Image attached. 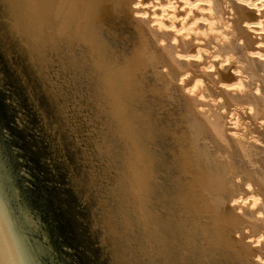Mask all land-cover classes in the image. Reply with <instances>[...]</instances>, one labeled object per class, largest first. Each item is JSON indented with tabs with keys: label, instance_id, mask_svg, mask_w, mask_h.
Returning a JSON list of instances; mask_svg holds the SVG:
<instances>
[{
	"label": "bare ground",
	"instance_id": "obj_1",
	"mask_svg": "<svg viewBox=\"0 0 264 264\" xmlns=\"http://www.w3.org/2000/svg\"><path fill=\"white\" fill-rule=\"evenodd\" d=\"M1 2L39 79L18 75L24 93L68 156L40 161L67 165L112 261L160 264L152 232L203 264L264 261V0Z\"/></svg>",
	"mask_w": 264,
	"mask_h": 264
},
{
	"label": "rangeland",
	"instance_id": "obj_2",
	"mask_svg": "<svg viewBox=\"0 0 264 264\" xmlns=\"http://www.w3.org/2000/svg\"><path fill=\"white\" fill-rule=\"evenodd\" d=\"M1 32L3 34L4 29H2ZM15 48H16V50H17V48H20V51L19 52L18 51L17 52H14V51L9 52L10 50L8 48L7 49L8 54H7V53H2L0 50V52H1L0 53V72H1L2 78H4V79L0 78L1 79L0 80V89L4 93V96H5L4 101H6L8 104H10L13 108H16L15 114L17 116L15 118L16 119L15 121H17V124L21 128V130H23L25 132V138L30 143V145L32 144L31 143V141H32L31 137H33V139L37 140L36 145H37V148L40 150V153H41L40 157H42V155H44V154L46 156L48 155L49 156L48 158L52 157L53 158L52 160L57 161V165H59L58 159H61V158L64 159V157L66 158L67 155L64 156V154H63L60 158L56 159L59 152L57 149L58 145H56V141H55L56 136L53 132L54 130L50 127L49 124H47L45 126V129H43L41 127V123H40L39 118H37V116H36L37 114H35L37 112L34 110V108H31L32 102H30L27 99L28 95H25L24 89L22 86V85H24V83L19 78L20 74L23 75L25 78V79H23L25 81V83L28 85L30 84V80L28 77L29 73H31L30 67L28 65V64H30V61L28 60V57H27V52L25 50L26 48H23L21 41ZM19 55L21 57H19ZM9 57H10V59H9ZM25 70H27L28 73ZM30 85H29V87H30ZM4 115H5V117L8 118L7 114H4ZM8 123L11 124V122H8ZM23 124L26 126L25 128H24ZM32 125H34L35 127L32 128L31 127ZM9 127L10 126L8 124L6 125L5 120L2 118V111L0 110V128L2 130V131H0L1 137L5 141H7L8 145L11 146L12 151L14 153H17V158L20 160V164H18L19 161H17V163H16V160H14V163L11 161V164L19 167V168H16V167H14V168L17 171H20V173L17 172L18 176L23 177V179H24L23 183L26 184L25 186H27V188L29 187V191H27L28 192L27 197H29L28 200L30 201L29 206L33 209L40 211L39 213L42 216L41 218L43 219L44 223L47 225L49 220L52 221V219H51L52 214H51V210H50L51 206L47 202V200H45L43 198L44 191L41 189V187L38 185H37L38 186L37 187L36 183H34L32 181L35 178V174H31L29 172V170L27 169L28 166H26V162H24L22 160L23 156L21 155V153H24V152L21 151L22 149L20 146H16L17 145L16 142H14L12 140V135L11 136L9 135V131H8ZM141 127H145V130L147 129L146 125L141 126ZM150 133H153L152 129H150ZM44 135H46V136H44ZM51 138L54 140H52ZM51 147H52V149H51ZM55 153H57V155H55ZM147 154H148V155H146L147 158L151 157V156H156L157 158H159L163 162V164H165V163L170 164V161L168 159L160 157V154L157 152V150L153 151V153L150 152ZM58 157H59V155H58ZM48 158H47L48 163H46V164L43 163V164H45V167H47V168L44 169L43 164H41L42 166L39 169L38 173L42 172L46 176L48 174V178L50 179V182H51L50 187L55 189L56 192L58 193V195H56L57 202L60 205H62L63 208L66 209L67 220L70 221L69 224H71L72 226L75 227V231L79 232V234L77 235V238H75L76 233H74L73 231L64 233V235H62V236L68 237L67 240L70 242V244H67V241H65L66 239L64 237V241H62L63 244L60 242V245H59V243H58L59 240L55 239L56 236H59V233H55V231L53 229L56 226L57 221L52 222V224H50L49 226H45L43 228H42V226H40L42 229V232H43V230H44V232H45V230H47L48 237H49L50 241L52 242L51 247L53 249H55V252H57L59 254V258H60V260H62L61 264H64V263H66V264H84V263L85 264H109V263L110 264L111 263L112 264H119L117 259L114 258L113 259L114 262L112 261V259H110L111 258L110 251L107 249V247L109 248V246H108V244L105 245V243H104V238L107 234H105L104 228L99 224V223H101V221H100L101 219H99V218L93 219V216H94L93 215V213H94L93 209L94 208H91V207H93V204L92 203L88 204L87 199H85L84 201L81 200L79 202L77 198H73L72 192H71V194H70V191L68 192V190L72 189V186H69L68 183L66 184L67 181L65 180V179H68L70 176L69 169H68L67 165H62L63 167H61V168L59 167V169H57L58 168L57 167V168H55V170H53L52 169L53 167H51V166H53L52 160L50 161ZM147 158H144V160ZM42 159H43V157H42ZM163 160H165V161H163ZM61 163H62V161H61ZM149 164L152 165L155 163L149 162ZM146 168H148V167H146ZM57 170H59V172ZM149 174H151V173L149 172ZM62 179H64V180H62ZM71 195H72V197H71ZM82 202H84V204H82ZM86 204H87V207H85ZM155 214L156 213H154L153 217L154 216L157 217L158 214H156V215ZM90 215H91V217H90ZM151 219H153V218H151ZM34 221L36 222L35 219H34ZM151 224H153V223H151ZM89 228L92 229V231ZM103 231H104L105 235L102 233ZM90 235H92V236H90ZM147 235H148V233H147ZM165 235L163 236L164 241H162L158 237V232H156V233L152 232L151 236L147 237V238L150 237L149 239H147L148 245H150V244L154 245L155 244L154 246H156V245H159V243L160 244L162 243L163 246L168 249V250H163V248H161V250H163V251L159 252V255H161L162 258H161V256L159 257V255L156 254L157 256L155 258H157V260H155V262L157 261L160 264H162V262H165L166 260H170V261H166V262H168L166 264H192V263L193 264L194 263L195 264H203V262L201 260H199L196 257L191 256V252L189 251L190 247L187 244H185V243L180 244V243H178V241H171V237L165 236ZM168 235H170V234H168ZM103 236H104V238H103ZM88 239H89V241H88ZM158 239H160V240H158ZM178 239L181 242H184V240H185L184 235L178 236ZM152 240H153V242H152ZM98 241H100V242H98ZM109 241L110 240L108 239V241H106V242L109 243ZM98 244H100V245H98ZM103 247L106 249H104ZM167 251H169L171 253V255L170 254L167 255L166 253H164ZM98 254H99V257H98ZM163 255H164L165 261H163ZM173 255L176 259L171 258V257H173ZM167 256H169V257H167ZM179 256L182 258L184 257V260L182 258H180ZM171 259H173V261ZM197 259L200 261V263H199V261H197ZM176 260H177V262H176ZM142 264H145V263H142ZM146 264H151V263H146Z\"/></svg>",
	"mask_w": 264,
	"mask_h": 264
},
{
	"label": "water",
	"instance_id": "obj_3",
	"mask_svg": "<svg viewBox=\"0 0 264 264\" xmlns=\"http://www.w3.org/2000/svg\"><path fill=\"white\" fill-rule=\"evenodd\" d=\"M1 3L2 2L0 0V50L2 53H7V49L9 48L10 50L9 52L11 51L19 52L20 48H17V50L15 48L20 43L19 37L17 35V32L12 28H10L9 23L5 20V11L3 8L4 5H2ZM2 29H4L3 34L1 32ZM19 57L21 56L19 55ZM31 74L34 76L33 72H31ZM38 82L39 79L36 76H34L32 80H30V84H32L33 89L35 86H37ZM4 98H5L4 93L0 89V110L2 111V118L5 120L6 125L8 124L10 126L9 129L8 128L7 129L9 131V135L10 136L12 135V140L16 142L17 144L16 146H20L22 149L21 151L24 152L21 153V155L23 156L22 160L26 162V166H28L27 169L31 174H35V178L32 181L36 183V186L37 185L40 186L41 189L44 191L43 198L47 200V202L51 206L50 210L52 214L51 217L52 221L49 220L48 224L46 225L43 219L41 218L42 216L39 213L40 211L33 209L29 206L30 201L28 200L29 197H27L28 195L27 191H29V187L27 188V186H25L26 184L23 183L24 181L23 177L18 176L17 172L20 173V171H17L14 168V167L19 168V167L11 164V161L14 163V160H16V163L17 161H19L18 164H20V160L17 158V153H14L11 149V146L8 145L7 141H5L1 137V132H0V179L10 180L16 187H18L22 197V201H21L22 205L31 212L32 217L36 220L35 223L37 226V230L35 232L34 238L36 242L42 247V250L45 254L44 264H61L62 260H60L59 254L55 252V249L51 247L52 242L48 237L47 230H45L46 233L44 232V230L42 232L40 226H42L43 228L45 226H49L50 224H52V222L57 221L58 225L56 224V226L53 229L55 233H59V236H56L55 238L59 240L58 241L59 245L60 242L63 244L62 241H64L65 236L62 235H64V233L73 231L74 233H76L75 238H77L79 232L75 231V227L69 224L70 221L67 220L66 209L63 208L62 205H60L57 202L56 195H58V193L56 192L55 189L50 187L51 182L50 179L48 178V174L46 176L42 172L38 173L39 169L42 166L41 165L42 163L40 161L41 153L38 154L34 149L33 145L32 144L30 145V143L27 141V139L25 138V132L21 130V128L17 124V121H15L16 120L15 118L17 116L15 114L16 108H13L10 104L4 101ZM38 100L45 105L48 104L47 101H45L42 97L41 99L38 98ZM4 114H7L8 118L5 117ZM8 122H11V124ZM0 131H2L1 128ZM64 148L67 154L73 155L72 153H70V150L68 149L69 147L65 143H64ZM65 239H66L65 241H67V244H70V242L67 240L68 237H65Z\"/></svg>",
	"mask_w": 264,
	"mask_h": 264
},
{
	"label": "clouds",
	"instance_id": "obj_4",
	"mask_svg": "<svg viewBox=\"0 0 264 264\" xmlns=\"http://www.w3.org/2000/svg\"><path fill=\"white\" fill-rule=\"evenodd\" d=\"M21 201L18 187L0 179V264H44L45 254L34 238L36 223ZM260 241H264V235L257 245Z\"/></svg>",
	"mask_w": 264,
	"mask_h": 264
}]
</instances>
